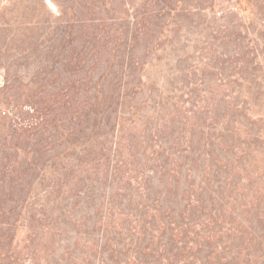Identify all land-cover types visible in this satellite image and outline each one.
<instances>
[{
  "label": "rangeland",
  "instance_id": "1",
  "mask_svg": "<svg viewBox=\"0 0 264 264\" xmlns=\"http://www.w3.org/2000/svg\"><path fill=\"white\" fill-rule=\"evenodd\" d=\"M212 1L210 10L195 8L197 0H182L177 12L158 19L163 28L155 36L161 45L149 51L137 45L134 51L144 61L136 72L142 84L134 99L127 98L136 109L130 113L114 104L109 126L102 124L93 134L86 99L94 91L93 83L103 92L98 101L104 94L112 95L110 72L115 71L123 82L127 79L118 66L124 64L118 59L123 35L114 31L111 41L105 39L98 15L86 13L76 0H0V211L14 208L18 219L16 230L11 231L16 249L7 264L171 263L159 253V244L168 241L169 233L162 240L159 232L148 229L142 240L133 216L114 208L113 214L108 212L109 196L121 202L116 204L120 207L145 203L140 182L148 178L151 196H161L162 189L160 203H169L175 210L188 204L189 193L191 198L198 196L202 187L200 195L207 200L211 188L216 189L207 183L215 169L210 165L215 155H208L211 148L230 169L220 170L221 179L233 174L237 182L236 201L231 198L217 214L229 217L234 206L232 218L251 225L258 235L257 212L250 202L259 197L258 218L263 220L264 0ZM111 6L121 10L117 0ZM54 94L57 103L51 105ZM31 106L40 112V123L30 129L19 127L20 110L24 123L35 120H31ZM53 118L55 128L44 122ZM32 148L42 151L33 166ZM243 152L240 161L237 158ZM100 153L108 155L109 161L104 163ZM94 155L100 163L97 168L89 161ZM165 158L168 167L174 159L182 164L175 169L179 170L176 184L171 177L165 179L167 173L161 176L156 171ZM192 158L197 159L196 167ZM118 165L124 172L133 167L125 191L111 181ZM24 171L29 172L27 176ZM103 173L108 174L106 183L95 182L93 200L76 202L69 192L72 184ZM239 202L248 212L237 214ZM39 208L47 211L46 219L36 224L38 231L30 244L25 210ZM121 218L123 229L118 226ZM97 219L100 225H93ZM244 234L243 238L233 236L238 248L244 239L234 263L264 264V238ZM108 239L109 247L102 250ZM111 249L115 262L107 259ZM32 251L35 256L30 258L27 253Z\"/></svg>",
  "mask_w": 264,
  "mask_h": 264
},
{
  "label": "trees",
  "instance_id": "2",
  "mask_svg": "<svg viewBox=\"0 0 264 264\" xmlns=\"http://www.w3.org/2000/svg\"><path fill=\"white\" fill-rule=\"evenodd\" d=\"M117 1L121 10H117L116 8L111 6L114 0H76L78 6L82 10H85L86 13H88L89 15H98V17L96 18L97 20L102 22V33L105 39L111 41V39H113L114 31L118 32L120 35H123V37H120V42L121 44H123V50L119 54L118 59L120 58V60H123L124 64L119 63L118 66L121 67V72H123V76H125L127 79L123 82V80L116 75L115 71L110 72L112 81L109 82L110 90H108V92L112 95L108 96V93L104 94L102 100L98 101V95L102 91H97L96 84L93 83L91 87L94 89V91L92 95H90L86 99L85 104H87V106L85 107H87L90 115V125L93 129V134L98 133L97 128L102 124L109 126L110 114L113 110L114 104L120 105L122 110L126 109L129 112L132 109H136V104H132L130 102L127 103V98H135V93L138 92L142 84V80L140 79V77L136 78V72H138V70L144 65V61L142 60L141 56L137 55L136 52H134L136 46H143L146 51L159 47L161 45V42L159 41L160 38L158 37L157 39L155 35L156 32L160 34L162 33L161 29L163 28V25L158 24V19L162 16L169 17L171 16V14L177 12L178 3L182 2V0ZM195 4V8L198 9L209 7L210 10H212L213 8L212 0H197ZM120 12H124L125 16H121ZM177 21L178 20H176L175 23H177ZM245 69L246 65H244V71ZM120 83L121 88L119 91L118 87H120ZM115 89L117 90V92L115 91ZM56 103L57 95L54 94L51 97V105H55ZM30 109L32 110L31 116H33L31 120L33 121V119H35L33 122L31 121L32 124H29L30 122L24 123L22 110L18 112L17 116L15 112L16 123L19 125V127L24 126L26 129H30L31 127H37L36 125L40 123V121L38 120V117L41 115L40 112L37 110V108H35V106H31ZM120 113L124 114V111H120ZM98 116L101 117L98 119ZM126 119L124 120L126 121ZM53 120L54 118L45 120L44 122L46 124H51L52 128H55ZM173 145L174 147L176 146L175 142H173ZM173 145L170 144L168 148H173ZM103 150H106V148L100 149V151ZM115 150H117V146L115 147ZM214 151V148L208 150V155H215L214 159L211 160L212 163H210L209 161L210 165H214L215 169L213 177H209L207 183L210 186L213 184V187L216 189L214 190L213 188H211V192L207 200L200 195L204 188L202 187V191L199 192L198 196L194 195V197L191 198V195L189 193L187 198L189 200L188 204L184 205L183 208H178V210H175V207L169 203H165V205L160 203V197L163 194L162 189L158 191L161 193V196L160 194H156V196L152 197L149 192L148 178H143L140 182V185L142 186L143 190H145V198L142 199L146 200L145 203H131L130 206L125 205L120 207L116 206L117 201L113 200V195H111L108 199V204L111 205L110 208H108V212L113 214L111 210H113L114 208V212L116 211L115 209H117L119 210L118 213H122L124 216H133V219L136 220L137 225H139L138 234L143 235L142 240H144V238L148 235V229L156 230L157 232H159V236H161L162 240L165 237L164 233L167 231L169 235L165 239H167L168 241L161 242L162 244H159L162 245L161 252L159 253H161V255H167L164 258L168 260V262L177 264L178 259L184 257V260L181 264H196V262H198L199 264H235L233 258H236L237 254L239 253L238 250L242 248L244 239L240 242L241 246L240 248H238V246H234L233 244V236L240 235L243 238V236L245 235L244 233H246L253 237L256 232L252 231L251 225H248L247 227V225L242 223L241 219L237 220L236 216L232 218V213H235L234 206L232 207L233 212L231 211V208H229V217H221V214H217L218 210H221V212L224 211L223 206L228 204L231 198H233V201H236L234 199H237L238 195L237 191H235L237 190V182L233 174L232 176L230 174V176H227L223 180L221 179L220 170L222 169V171L228 172L230 169L227 170L226 164L223 163L220 158H218V154H215ZM31 152L33 154V157L30 162H32L31 164L33 166L37 164L38 158L41 157H37V155H39V153H41L42 151L41 149L32 148ZM99 156L104 157L102 160L104 161V163L106 161H109L108 155L100 153ZM244 156L245 152H243L242 155H240L237 159L240 158L241 161ZM98 160L99 159L95 155L89 158V161L92 162V165H94V167L96 168L100 165ZM161 160L162 162L158 164L159 169L156 171H159L161 176L167 173L169 177L165 179H169L171 177L172 181L176 184L179 178V170L175 171V169H180L182 165L181 162H177V160L174 159V165L172 167H168V159L165 158L164 160ZM191 161L192 166L196 167L197 159L192 158ZM132 168L133 167H130V172H124L120 165L114 168V172L112 173L113 175H111V181H117L118 189L123 188L125 191L130 187V179L133 177ZM15 170V167L11 168L12 172H15ZM28 173V171H24V174L26 176L28 175ZM98 174L99 173L97 171V175ZM107 175V173H103L102 176L90 175L87 182L84 181L87 176L81 180L82 182L76 180L69 188L71 196L76 199V202L81 199H84L86 202H91L94 197L93 190L95 182L106 183ZM63 176H66L65 172H63ZM163 180L164 179H161L160 181ZM58 184L59 182H57V185ZM189 184L192 185L191 179L189 180ZM199 186L201 187V185ZM226 188H229L230 190L228 189L229 191L227 192V190H225ZM167 190L168 189L166 188V192ZM123 193L124 192H122L121 194ZM81 195L87 196L82 197ZM120 203L121 202H118V204ZM250 203V207L255 206L256 208V222L260 225L261 229L258 235H256L264 238V218L263 220H260V218H258L260 217L258 216V211L260 209L259 197L252 198V202ZM242 205L243 203L239 202V208L241 207V211H239V213L237 214L242 215L243 212H248L249 208L243 209ZM191 206L192 209L189 210V207ZM150 207L153 209L152 214H148V209ZM246 207L247 206L244 205V208ZM98 208H96L95 211ZM14 211V208H8L6 210L0 211V264H7L6 260L12 258L16 249V246H13L15 233L12 234L11 232L12 230H16V224L18 222ZM25 211H27L28 213V216L26 217V224L29 233L28 238L30 239L29 242L31 244L33 235H35L38 231V229L36 228V224H40L41 221H44L46 219L47 211L44 208H39L36 210V212L28 209H26ZM36 214H38L37 217ZM202 216H204V218L200 219ZM100 219L101 217H99V220ZM121 219L122 220L118 222V226L120 225V229H123L125 227L124 218ZM99 220H95L93 222V225H97V223H99L100 225ZM224 227L225 231L223 230ZM248 228L251 231H248ZM48 230L52 229L48 226ZM84 230L87 231L88 229L85 228ZM221 234L225 236H222ZM128 237H130V235H128ZM223 237H226V240H223ZM137 239L138 237L136 238V241ZM107 241H109V239L106 240V243L103 244L102 250H106L109 247V242ZM178 242H181V245L178 246ZM189 242L191 243L190 245ZM193 244L195 247L193 246ZM47 250L48 249L46 248V251ZM29 255L30 258H33L35 256L33 251L31 253H27V256ZM114 255L115 250L111 249V251L108 252L107 259L110 262H115L113 258ZM222 259L224 260V262H222ZM141 262L143 264L146 263L145 260H140L137 262V264H141Z\"/></svg>",
  "mask_w": 264,
  "mask_h": 264
}]
</instances>
